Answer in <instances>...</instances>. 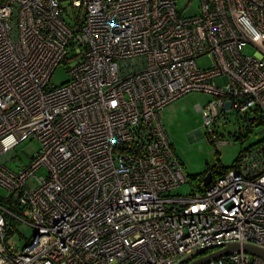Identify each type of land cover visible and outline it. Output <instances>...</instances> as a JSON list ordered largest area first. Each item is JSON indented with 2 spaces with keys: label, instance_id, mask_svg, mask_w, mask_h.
Instances as JSON below:
<instances>
[{
  "label": "built area",
  "instance_id": "obj_1",
  "mask_svg": "<svg viewBox=\"0 0 264 264\" xmlns=\"http://www.w3.org/2000/svg\"><path fill=\"white\" fill-rule=\"evenodd\" d=\"M74 1L0 0V187L14 207L0 202V264H175L231 242L264 248V131L203 191L171 196L189 181L160 120L201 92L212 144L221 112L264 130V0H199L192 17L174 0ZM60 66L68 81L56 86ZM28 140L39 143L29 165L8 169L4 156ZM8 218L33 229L20 251L6 245Z\"/></svg>",
  "mask_w": 264,
  "mask_h": 264
},
{
  "label": "rangeland",
  "instance_id": "obj_2",
  "mask_svg": "<svg viewBox=\"0 0 264 264\" xmlns=\"http://www.w3.org/2000/svg\"><path fill=\"white\" fill-rule=\"evenodd\" d=\"M174 1L176 11L181 12L183 17L196 16L200 12L199 0ZM74 5L78 6L77 0L74 1ZM64 7L66 22L73 23L71 9L66 5ZM243 52L252 54L250 47L244 48ZM197 63L200 67H205L210 62L209 58L204 56L198 58ZM67 81L68 75L64 66L57 68L50 78V83L56 86L63 85ZM223 83V79L215 81L217 86ZM211 99L212 96L205 93H190L163 108L160 114V120L172 150L182 163L189 181L188 184L171 191V196L190 195L191 187L197 190L199 185L197 178L207 172H213L216 175L233 167L242 149L251 145L256 146L263 139V126L256 122L249 125L235 112L229 110L221 112L212 125L219 143L212 144L204 127L203 115L198 110L206 106ZM38 149L39 143L35 140L20 143L4 156L5 166L12 171L27 167L31 154ZM45 173V169L42 168L36 172L35 176H44ZM27 185L34 189L37 186L36 178H30ZM9 198L8 192L0 187V201L3 202ZM8 221L13 223L11 232L7 231L6 234V245L15 251H20L31 239L33 229L30 225L18 220L12 221L9 218Z\"/></svg>",
  "mask_w": 264,
  "mask_h": 264
},
{
  "label": "water",
  "instance_id": "obj_3",
  "mask_svg": "<svg viewBox=\"0 0 264 264\" xmlns=\"http://www.w3.org/2000/svg\"><path fill=\"white\" fill-rule=\"evenodd\" d=\"M229 104L225 105V109H229ZM212 180V174L208 172L202 180V183L207 187ZM216 249V250H214ZM208 251H211L208 253ZM234 252H243L251 256L259 257L264 260V248L257 247L250 244H239L237 242H231L220 246H211L205 249H199L189 255L182 257L175 264H207L212 260H215L222 256H227Z\"/></svg>",
  "mask_w": 264,
  "mask_h": 264
},
{
  "label": "trees",
  "instance_id": "obj_4",
  "mask_svg": "<svg viewBox=\"0 0 264 264\" xmlns=\"http://www.w3.org/2000/svg\"><path fill=\"white\" fill-rule=\"evenodd\" d=\"M226 171V170H225ZM224 171V172H225ZM208 173V172H207ZM206 173V174H207ZM206 174H203L202 176H200L199 178H197V180L196 181H198V186H197V189H198V191L200 192V191H203L204 190V188H203V183H202V180H203V178L205 177V175ZM211 174H212V177H213V179L214 178H216L217 176H220V175H222L223 174V172H221V173H218V174H214L213 172H211ZM215 176V177H214ZM1 202V201H0ZM2 204L3 205H5L7 208H9V209H14V207H13V200L12 199H6L5 201H3L2 202ZM9 219V218H8ZM11 220V219H10ZM13 221V220H12ZM13 223V222H12ZM12 223L11 222H9L8 221V227H7V229H6V234H7V231H9V232H11V230H12Z\"/></svg>",
  "mask_w": 264,
  "mask_h": 264
}]
</instances>
